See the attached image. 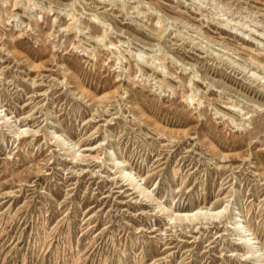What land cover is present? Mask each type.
I'll return each instance as SVG.
<instances>
[{
    "label": "rangeland",
    "instance_id": "1",
    "mask_svg": "<svg viewBox=\"0 0 264 264\" xmlns=\"http://www.w3.org/2000/svg\"><path fill=\"white\" fill-rule=\"evenodd\" d=\"M0 264H264V0H0Z\"/></svg>",
    "mask_w": 264,
    "mask_h": 264
},
{
    "label": "bare ground",
    "instance_id": "2",
    "mask_svg": "<svg viewBox=\"0 0 264 264\" xmlns=\"http://www.w3.org/2000/svg\"><path fill=\"white\" fill-rule=\"evenodd\" d=\"M248 230V229H246ZM254 236H251V233L249 231H246V239L252 243L256 242V240L254 239Z\"/></svg>",
    "mask_w": 264,
    "mask_h": 264
}]
</instances>
